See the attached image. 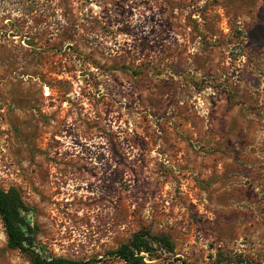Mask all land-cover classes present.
Here are the masks:
<instances>
[{
  "label": "rangeland",
  "instance_id": "1",
  "mask_svg": "<svg viewBox=\"0 0 264 264\" xmlns=\"http://www.w3.org/2000/svg\"><path fill=\"white\" fill-rule=\"evenodd\" d=\"M0 188L46 256L264 264V0H0Z\"/></svg>",
  "mask_w": 264,
  "mask_h": 264
},
{
  "label": "trees",
  "instance_id": "2",
  "mask_svg": "<svg viewBox=\"0 0 264 264\" xmlns=\"http://www.w3.org/2000/svg\"><path fill=\"white\" fill-rule=\"evenodd\" d=\"M30 209L24 203L19 191L15 188H0V217L7 234L8 246L28 254L31 264H114L110 260L72 259L61 256H46L36 249L34 225L26 214ZM160 246L169 252L175 251V245L168 235H154L149 230L134 234L132 240L122 244L109 254L124 260L127 264H145L142 252L153 254L154 246Z\"/></svg>",
  "mask_w": 264,
  "mask_h": 264
}]
</instances>
